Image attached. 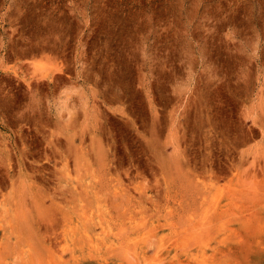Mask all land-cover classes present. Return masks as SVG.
<instances>
[{
	"label": "rangeland",
	"instance_id": "374dc122",
	"mask_svg": "<svg viewBox=\"0 0 264 264\" xmlns=\"http://www.w3.org/2000/svg\"><path fill=\"white\" fill-rule=\"evenodd\" d=\"M85 8L79 32L82 0H0V58L68 57L38 68L71 71L90 112L57 128L44 98L42 137L26 139L0 97V264H264V0ZM227 24L228 77L198 54L176 62Z\"/></svg>",
	"mask_w": 264,
	"mask_h": 264
},
{
	"label": "crops",
	"instance_id": "0c3cea01",
	"mask_svg": "<svg viewBox=\"0 0 264 264\" xmlns=\"http://www.w3.org/2000/svg\"><path fill=\"white\" fill-rule=\"evenodd\" d=\"M88 0H82V28L77 31H87L89 25L86 21L87 8H85V2ZM87 17L90 18V15ZM149 17V16H148ZM191 28V29H190ZM199 29L197 26H190L186 28L185 32H196ZM217 29H219L217 27ZM221 32L225 34V38L222 36L216 40H185L181 46L183 50L180 52L178 63H187L188 57L194 54L195 59H198L197 54L201 59V63L217 64L221 66L219 72L222 77H228L229 73L234 72L235 63V49L240 48L236 46V42L233 40V35L236 32L234 24H227V26L220 28ZM245 29V28H244ZM74 29H72L73 31ZM155 30L154 21L147 20V24L140 25L138 31L146 32L147 39L151 37V33ZM75 31V30H74ZM244 31V30H243ZM142 40V39H141ZM140 41V38L138 39ZM74 43V42H73ZM244 45L243 48H258L257 44ZM74 47V44H73ZM138 47V46H137ZM80 48V46H78ZM189 49V51L187 50ZM192 50H196L192 51ZM208 50L213 52L208 53ZM216 51V52H214ZM196 53V54H195ZM138 56L136 55V59ZM44 57L40 54H24L17 57L3 56L0 58V97L3 98L4 112L10 114L12 118L20 120L25 124V127L29 131L22 133L24 138H36L42 137L40 131L41 123V109L43 106L44 98H47L50 108V119L57 123V128L62 126V123L68 122L71 124L85 121V116L90 114L85 109L86 94L85 87L75 84L71 71L56 72L52 76H43V72L38 68L40 63H44L47 59L53 63L68 64V57H61L60 55H54L52 52L48 58L43 61ZM71 62L74 64L76 56L71 57ZM154 55L147 53V64H154ZM162 59H165L163 56ZM139 60H136L138 63ZM162 62H165L163 60ZM149 79V73H148ZM173 79V78H172ZM46 83L47 88L43 90L41 85ZM222 91L226 95H232L233 92H229V88L223 86ZM250 95V93H248ZM20 99V100H19ZM14 100V107H9V103ZM8 107V108H6ZM86 114V115H85ZM15 115V116H14ZM245 131V130H244ZM245 136V134H244Z\"/></svg>",
	"mask_w": 264,
	"mask_h": 264
}]
</instances>
